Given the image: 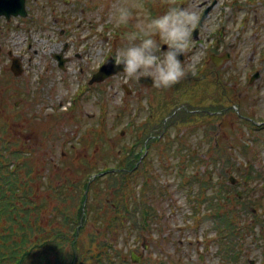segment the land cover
<instances>
[{
    "label": "rangeland",
    "instance_id": "obj_1",
    "mask_svg": "<svg viewBox=\"0 0 264 264\" xmlns=\"http://www.w3.org/2000/svg\"><path fill=\"white\" fill-rule=\"evenodd\" d=\"M165 1L167 2V0H143L147 5L151 4L158 13L159 6H162ZM185 7H193V3L190 0H185ZM106 11L109 13V8H106ZM142 13L145 14V7L142 9ZM101 14H104V10H101ZM148 14L155 17L150 8L148 9ZM162 14L163 13L160 15ZM108 16L105 20L100 22L101 25L97 29L100 36L91 40L93 52H88L91 59L96 60L100 55L106 53V48L111 46L109 44L113 43L104 38L105 34H107V37L114 35L113 31L108 34V31L103 30L102 24L108 21ZM22 39L20 40L21 46L23 45ZM42 42L45 43L44 40ZM116 44L117 49L124 46L120 40H117ZM238 50L242 52L241 57L244 58L241 67L244 72L248 73L250 65L246 66V58L251 50V45L249 43L243 44ZM99 52L100 55L97 56ZM93 65L96 67V61ZM1 66L2 64H0V68ZM3 66L5 65L3 64ZM259 67L260 73L264 74V63ZM33 77L34 76L30 77V84L33 81ZM259 83H261L260 90H256L255 93L251 94L249 96V101L242 102L244 104V108L242 107L243 112L238 111L236 117L231 115L233 113H224L223 122L219 119L220 110L215 111L211 109L203 113L208 120L207 125L212 128L213 131L212 137L209 138L210 150L203 153L209 146L199 143L197 140L199 137L193 140V138L188 135L189 138L187 141L190 150L195 149L199 155L200 153L205 154L202 159L203 163L200 165L203 168L199 171L201 174L207 172L209 167H214L212 165L208 166L210 163L208 157L212 159L214 158L213 155L218 152L225 153L230 159L235 161V164L241 169L239 175L232 169V163L223 165L224 168H226L228 177L233 176L237 180V185L234 188L229 186L230 184L228 182V189L231 191V199L234 201L236 193L239 191L241 193L240 197L250 199L252 202L254 201L249 207L252 214L242 216L239 220L240 225H251L252 231L236 233V249L241 251L239 256L244 252L240 264H249V262L250 264L253 262L254 264H264V189H262V187H264V143L254 142L250 139L252 134L255 133L264 135V77ZM7 87L6 84L0 85L1 94L3 95L0 99V118L3 122H8V127H10V129L6 133L8 136H4L0 131V146L3 147L5 143L9 142H17L18 144L11 147L12 150H20L23 152L31 151V156H33V158H30L33 159L38 167L35 170L32 168H22L24 180L30 175L31 178H28L27 181L30 180V184H34L35 188H32L29 183L27 185L20 184L17 186L19 188L17 196L16 176H13L14 184L8 187V191L7 189L5 190L6 185L0 183V191H2L0 196L4 197L0 203L11 206L12 209L8 211L13 212V216H16V206L27 207L28 210L38 209V215L34 213L29 215L31 222L28 223L32 226L34 222L32 220H37V224L41 226L40 232L47 238L50 233L55 231L56 234L60 229H63L65 223L70 222L72 224L71 230L76 224L78 226L77 231H81L78 233L76 240L77 242L80 240L82 244L81 256L76 259V264H124L125 262L135 264L131 261L132 251H134L136 255L142 256L139 264H154L156 260L160 258L164 260L165 263L168 260L170 264H225L220 260L216 252L217 240L214 237L216 231L211 229L210 222H202V219L198 220L196 217L192 216L194 211L199 213L198 217L207 213V210L204 208V203L201 202L202 197H197L196 195L199 187L198 184H194L192 187L181 185V179L184 178H181L178 173L181 169L180 166L176 164L178 159L169 157V153H166L168 149L167 146L170 143L165 140L170 139L174 127H170L167 130V135L162 134L164 132L163 129L162 131H157L158 136L162 134L159 136L160 139L164 140L151 144L150 146L152 147L149 150L147 149L149 157L143 161V166L140 165L142 169L147 170V173L143 175L140 173L133 180L135 182H132L131 185L132 188L136 187V193L139 194V197L141 191L145 190L151 184L155 185L156 192L149 194V197H145V195L142 197L144 201L148 202L149 205L156 210L154 222L151 223L149 228L147 227L146 230L142 232L143 238L140 236V233H134L132 235L126 234L129 228V226H127L125 230H117L115 237H108V242L104 240L107 242L106 247H100L94 251V248L89 244L91 236H89L88 233L96 231L98 227L88 224L90 222L89 211L88 207H83L82 199L84 195V185L79 188V194V192L73 191L75 188L70 184L62 188L59 181L70 182L64 178L70 177L76 182L80 174H82L79 172L80 168H86L88 164L97 165L105 162V168L114 166V161L119 158L120 151L123 147L128 146L130 150L135 148V145L131 144L133 135L130 133L135 131L133 128L130 129L129 127L123 130L125 127L124 125L127 123L126 120H122L123 123L117 122V120L114 119V115L105 108L103 101L101 100L100 107H96L93 101L96 97V103H98L97 96L89 94L88 99L81 102L82 111L76 113L77 118L84 116V120L79 119L76 123L72 124V126L65 125L63 128H60V124L58 123L60 121H58L55 127L59 129H55L53 133L43 137L42 134L35 133L34 131L42 126L43 122L37 120L31 123V119L28 117V111H24L23 117L16 119V115H20V111L14 108L13 98L10 96V91L12 90L8 89V92L3 94ZM107 91L112 106L125 105L127 103V96L124 99L125 93L121 91L120 88L115 87L114 90L108 88ZM114 91H118L115 97L112 96ZM73 93L74 90H71L68 94L67 88L65 87L61 92L56 93V95L46 97L47 104L43 108L37 109L38 115L55 112L56 106L60 105L61 101L65 102L61 104L63 108L60 107L58 110L65 111L66 107H70L68 104L69 101H73ZM211 93L213 94L214 91L212 90ZM143 95H148L144 98L147 99V101L143 99V105L147 107V105H150V99H153V97L150 93H143ZM120 98H122V100ZM110 101H108L109 104ZM23 103V101L20 102V105ZM250 103L258 105L249 108ZM77 107L78 105L72 110ZM135 107L136 103L134 104V108ZM139 108L140 110H138L136 114L127 116V118L136 125L139 130L137 135L141 137L144 135V131L153 130L151 127L143 126L142 123L145 121V116H148L150 113L146 121L150 126L157 125V117H154L151 111L152 106L148 110L143 106ZM229 112H231V110H229ZM35 114L36 112H33V115ZM135 115L139 117L135 118ZM66 116H69V121H71L73 116L72 113ZM103 116H106V119H103ZM193 116L198 118L200 114L197 112L194 113ZM233 117L235 118L231 122L230 120L233 119ZM103 121L105 123H103ZM184 121L189 122L188 120ZM164 123L165 121L163 124ZM96 124H99V127L95 129L90 128ZM232 126L236 128H232ZM259 126H261V128L263 127L260 131L257 129ZM122 131L124 132L122 133ZM170 132L171 135L169 136ZM151 134L152 133L149 132V135ZM5 138L9 142H4ZM151 138L154 141L158 140L155 136ZM83 139L91 140L92 146L86 149ZM227 141L230 143H227ZM240 141L241 143L239 144ZM78 142H81V146L71 151L70 146L72 144L77 145ZM183 143L184 142H182V144ZM144 149L145 147L141 149V152H143ZM145 152L146 149L144 154ZM1 158H3L2 155H0V159ZM20 158L16 160L14 166H12V163L10 164L13 171L18 169V165L21 167L23 159ZM61 161L68 163L66 167L61 169L62 174L60 173ZM85 161H87V164ZM219 166L220 165L216 167ZM216 169L218 172L219 168ZM25 170H27V172H25ZM14 173L15 172H12V174ZM95 174L96 173H90L88 177L92 180ZM107 174L108 173L101 176L103 179L105 178V180L101 187L96 190L98 198L95 200L94 206L105 204V200H108V197L112 196V189L108 186L109 184H107L110 175L106 176ZM36 176H38V181L35 183L32 181L34 180L32 177ZM249 176L257 178L249 179ZM45 178H47V182ZM213 179H215V177H213ZM242 180L245 181L244 185ZM87 181L89 180L84 181V184ZM51 185L57 186L58 190L56 192L49 191L48 188ZM160 191H163L166 195L162 197ZM211 192L212 191L201 189L202 195L210 194ZM92 194H94V192L91 189L87 193L88 198L86 205H88L89 200L91 201L94 199V197H91ZM150 199L153 201H150ZM128 200L129 197L127 195L125 203L126 201L128 202ZM195 201L197 203H195ZM257 203L260 207H257ZM238 205L241 210V204L236 200L231 205H226V208L233 207L237 209ZM253 206L257 208L255 213H253ZM83 214L84 216L82 218ZM93 215L94 213H92L91 216ZM66 219H69V221ZM236 220L237 219H235L234 222L235 225ZM15 221L16 218L8 219L7 215H0L1 244H4L1 238L5 236L9 237V233H16ZM236 227L238 228V226ZM131 230L133 231V229ZM66 231L70 230H63V232ZM75 231L76 230L72 231V239H74L73 236ZM31 234L36 240L41 238L36 235V231ZM60 234L62 235V233ZM111 247L112 249L109 250ZM91 254L94 256L87 259V256Z\"/></svg>",
    "mask_w": 264,
    "mask_h": 264
},
{
    "label": "flooded vegetation",
    "instance_id": "obj_2",
    "mask_svg": "<svg viewBox=\"0 0 264 264\" xmlns=\"http://www.w3.org/2000/svg\"><path fill=\"white\" fill-rule=\"evenodd\" d=\"M190 1L199 12L200 23L192 31L191 46L179 60L186 64L195 63L196 72L195 75L189 73L172 88L161 90L153 87L150 78H141L140 81L128 80L124 74L110 78L104 83L92 82L96 72L108 59L115 60L117 40L125 44L126 34L134 30L132 24L135 21L119 29L114 28L109 19L103 22L104 31H108V34L114 32L113 36L107 37L105 34L104 38L113 43L109 44L111 46L106 48L107 52L103 55L97 53V56H100L96 60L90 58L88 52H93L91 40L100 36L97 29L101 25L100 22L109 15L106 8H109L110 12L115 0H25V11L17 7L19 2L16 0H11V9H6L5 0H0V85L8 86L3 94L7 93L8 89L12 90L10 96L13 98L14 107L22 116L24 111H28V117L33 123L37 120L49 122L54 117L61 120L62 114L53 112L38 115L37 109L47 104L46 97L56 95L65 87L68 94L74 90L73 101H69L70 107L66 109L78 105L74 109L77 112L82 111L81 102H84L89 94L97 96L98 103L96 97L93 103L99 107L100 90H105L107 94L108 88H120L125 93L124 99L127 96V103L124 105L127 116L136 114L140 106L148 110L149 105H143V99L148 95L143 93H150L154 97L150 101L165 103L168 112L173 110L172 114L165 116L166 119L177 115L172 126L174 131L171 140H165L175 145L173 153L168 156L178 159L176 164L182 166V173L197 175L203 169L200 165L205 154L199 155L195 149L190 150L187 141L188 135L193 140L199 137V143L209 146L203 153L210 150L209 138L212 137L213 131L207 125L208 120L203 113L211 109L220 110L219 119L224 122L227 109L244 108L242 102L249 101V96L260 90L259 81L264 77L259 71V66L264 63V0ZM184 3L185 0H176V4L181 8H185ZM144 5L145 14H148L150 8L155 17L167 9L163 4L159 6L158 13L151 4L144 2ZM101 10H104V14H101ZM140 12L142 13V9ZM246 43L251 45L246 58V66L250 65L248 73L241 67L244 58L238 50ZM161 47L162 51H167L166 45ZM95 61L96 67L93 65ZM14 64L19 68L18 75L12 71ZM31 76L34 77L30 84ZM120 77H123L122 81H119ZM117 93L118 91H114L112 96L115 97ZM2 97L0 88V99ZM22 101L24 103L20 105ZM64 102L61 101L56 110L63 108L61 104ZM257 105L250 103L249 108ZM33 112L36 114L33 115ZM197 112L200 116L195 118L193 115ZM138 117L135 115V118ZM72 122H77L75 115ZM58 123L60 127L65 125V122ZM158 124L160 123L157 118ZM165 132L167 134L166 130L162 134ZM159 136H156V142L164 140ZM220 154L215 153L216 156ZM187 163L191 165L187 167ZM216 168H219L218 172ZM216 168L209 167V179L212 176L211 170L219 176L227 173L223 164ZM220 181L221 178L217 179V188L223 189Z\"/></svg>",
    "mask_w": 264,
    "mask_h": 264
},
{
    "label": "trees",
    "instance_id": "obj_3",
    "mask_svg": "<svg viewBox=\"0 0 264 264\" xmlns=\"http://www.w3.org/2000/svg\"><path fill=\"white\" fill-rule=\"evenodd\" d=\"M229 96V95H226ZM228 98V97H227ZM157 105V106H156ZM155 108H153V115H155L157 118H160V120H163V118L166 115H170L173 113V110L168 112V107L165 103H160L158 101L155 103ZM175 117H171L168 121L165 127H163L160 124L152 126L153 129L151 132L156 133L157 130H168L170 127H172L175 123ZM0 131L5 135L7 133L8 129V122H3L0 118ZM36 131L39 134H42V136H46L49 134L48 126L42 125L36 129ZM165 135L166 132H165ZM6 136H8L6 134ZM55 138V137H53ZM6 138L4 142H6ZM87 141V140H84ZM9 142V141H7ZM18 144L17 142L14 143H5V146H0V155L3 156V158L0 159V183L6 185L5 190L8 187L12 186L14 184V177L16 176V196L18 195L19 188L17 187L20 184L27 185L30 180L27 181L28 178H31L30 175L27 179L24 180L22 168H32L36 169L38 168L33 159L32 153L30 155L24 153L23 151H15L12 150V146ZM92 145V144H90ZM171 144H168V149H170ZM126 148H123V152H126ZM21 157V158H20ZM23 159V163L20 167L18 165V169L12 170L11 169V163L12 166L16 164V160ZM220 158V155L218 156ZM26 159V160H24ZM81 159V158H80ZM104 159V158H102ZM7 162V163H6ZM134 161H129L125 157L122 164L117 166V169L119 173L111 174L110 178L107 180L108 186L111 187L112 196L108 197L109 202L105 200V204H102L98 206V213L96 211V214L92 216V221L95 227H100L98 225L99 220H103V222L106 224L102 229V234L96 235L95 231L92 233H88L90 237L89 244L95 249H99L100 247H106L108 242V234L115 233L117 230H125L127 227V221L131 222L132 228L135 230L140 229V223L136 222V214L141 211V204L140 201L142 199L137 197L136 195V187H131L133 180L138 176V172H142L143 169L140 167H136V164H133ZM212 162L216 163L217 160L215 158H212ZM87 164V161H85ZM225 163H232V169L237 172L240 175V168L235 164V162L231 161L228 157L225 158ZM68 163H61L60 164V173L61 169L66 167ZM100 166L104 165H94V164H88L86 165V168L81 167L79 172L80 177H78L77 181H73L70 177H64L68 181H59L62 188H64L67 185H72V187L75 188V192H79V188L84 185V191L88 188L89 191L92 189L94 192V201L91 203V205H94L95 200L98 198L96 190L100 188V183L102 180L100 178H95L94 180H89L84 184L85 180H88L89 173L94 172L95 170H98ZM125 167V168H123ZM53 168V167H52ZM128 171V172H127ZM12 172H15L12 174ZM27 172V170H25ZM77 173V171H76ZM62 174V173H61ZM183 178L186 179L187 175L185 173L181 174ZM61 177V175H60ZM249 179H254L257 177H248ZM89 184V185H88ZM106 184V185H107ZM211 184L205 183V185ZM245 184V181L243 180V185ZM264 189V187H262ZM51 192H56L58 190L57 186L51 185L48 188ZM151 191L153 190L152 184L148 186L144 191ZM2 193V191H0ZM143 193V191H142ZM80 194V192H79ZM129 197L128 202L125 203L126 197ZM84 196V195H83ZM4 199L3 196H0V201ZM17 199V197H16ZM235 200L241 204V210H234L232 208H226V206H218L215 208L212 206L213 209L211 215L209 216L212 220H214V228L217 230V245H218V254H220V257L222 258L223 262L225 264H240L238 253L241 251L236 250V240L237 235L236 233H243L252 231L251 225H240L239 220L242 216H247V214H252V211L249 210V207L254 201H250V199L247 198H238L235 196ZM231 198L226 200V205H231L235 202ZM11 206L0 203V215H7V218H16V233L12 234L9 233V237L5 236L4 238H1L4 241V244L0 243V264H76V259L81 256V250H82V244L80 243V240L77 242L78 233L81 231H77L78 226L75 224V227L72 228V224L70 222L65 223L63 229H60L58 232L55 231L49 234V237L47 238L44 234H42L41 226L37 224V220L33 222L32 226L29 219V215L31 213H34L35 215H38L39 210L38 209H27V207H17L16 206V216H13V212H9V209H12ZM257 207H260V205L257 203ZM257 211L256 206H253V213ZM149 212H145V222L147 226H149V223L147 220L150 218L148 217ZM151 216H153L150 213ZM126 220V221H123ZM235 219L236 225H235ZM69 221V219H66ZM26 225V228H25ZM238 226V228L236 227ZM70 230L63 232V230ZM75 231L74 239L71 238L72 231ZM34 231H36V235L41 237L40 239H35L32 237V234ZM31 232V233H30ZM40 233V234H38ZM62 233V235L60 234ZM126 234H131V231L127 229ZM106 240L107 242H105ZM112 247L109 249L111 250ZM94 255H88V258H92Z\"/></svg>",
    "mask_w": 264,
    "mask_h": 264
},
{
    "label": "clouds",
    "instance_id": "obj_4",
    "mask_svg": "<svg viewBox=\"0 0 264 264\" xmlns=\"http://www.w3.org/2000/svg\"><path fill=\"white\" fill-rule=\"evenodd\" d=\"M144 7L143 0H115L112 4L108 19L114 28L135 21L124 46L115 52V64L123 66L128 80L150 78L154 88L170 89L189 73L195 75V63H181L179 57L191 46L200 15L196 8H181L175 0H167V10L156 17L141 13ZM162 45L167 51L161 50Z\"/></svg>",
    "mask_w": 264,
    "mask_h": 264
},
{
    "label": "water",
    "instance_id": "obj_5",
    "mask_svg": "<svg viewBox=\"0 0 264 264\" xmlns=\"http://www.w3.org/2000/svg\"><path fill=\"white\" fill-rule=\"evenodd\" d=\"M16 2H19V6H17V7H20L21 9L23 8V10H24L25 0H16ZM11 5H13V3L11 1L5 2V7H11ZM12 70L14 71L15 74H17V75L19 74L18 73L19 71L16 69L15 64L12 67ZM122 70H123V66H117V65H115L113 60H110L101 68L100 73L95 75L93 82H95V81L101 82V81L105 80L106 78L110 77L111 75H114L117 72L122 71ZM132 260L134 262H138V260H136V256L134 253L132 255Z\"/></svg>",
    "mask_w": 264,
    "mask_h": 264
},
{
    "label": "bare ground",
    "instance_id": "obj_6",
    "mask_svg": "<svg viewBox=\"0 0 264 264\" xmlns=\"http://www.w3.org/2000/svg\"><path fill=\"white\" fill-rule=\"evenodd\" d=\"M261 125V124H260ZM125 261V260H124Z\"/></svg>",
    "mask_w": 264,
    "mask_h": 264
}]
</instances>
